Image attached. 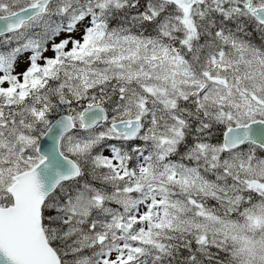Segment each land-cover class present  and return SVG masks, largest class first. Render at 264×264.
Masks as SVG:
<instances>
[{"label":"snow or ice","instance_id":"snow-or-ice-1","mask_svg":"<svg viewBox=\"0 0 264 264\" xmlns=\"http://www.w3.org/2000/svg\"><path fill=\"white\" fill-rule=\"evenodd\" d=\"M0 264H264V0H0Z\"/></svg>","mask_w":264,"mask_h":264}]
</instances>
